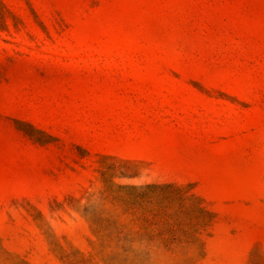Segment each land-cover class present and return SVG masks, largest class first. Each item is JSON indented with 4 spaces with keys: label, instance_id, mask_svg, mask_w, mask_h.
Returning a JSON list of instances; mask_svg holds the SVG:
<instances>
[{
    "label": "rangeland",
    "instance_id": "374dc122",
    "mask_svg": "<svg viewBox=\"0 0 264 264\" xmlns=\"http://www.w3.org/2000/svg\"><path fill=\"white\" fill-rule=\"evenodd\" d=\"M0 264H264V0H0Z\"/></svg>",
    "mask_w": 264,
    "mask_h": 264
}]
</instances>
